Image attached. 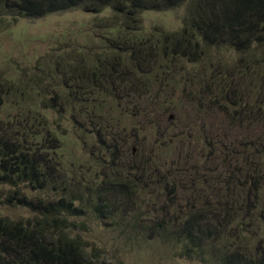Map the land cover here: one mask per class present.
<instances>
[{
	"label": "trees",
	"instance_id": "obj_1",
	"mask_svg": "<svg viewBox=\"0 0 264 264\" xmlns=\"http://www.w3.org/2000/svg\"><path fill=\"white\" fill-rule=\"evenodd\" d=\"M187 2L180 30L141 31L146 11ZM75 9L93 13L92 25L49 34L42 39L48 50L33 61L0 63V205L33 212L18 219L0 213V264H100L102 250L90 252L75 233L95 221L110 222L128 242L160 239L205 264H264V54L262 66L248 65L264 52V0H0V32L9 17ZM212 47L234 49L247 62L238 70L218 57L213 82L201 81L195 99L205 100L211 113L227 112L234 124L223 123L211 140L209 159L220 156L222 164L193 169V176L192 165L184 168L188 155L176 169L138 164L133 138L140 123L130 128L122 115L163 105L164 80L157 76L167 69L159 62L196 61ZM245 123L238 136L236 126ZM254 124L261 128L256 137ZM246 157L257 167L243 174ZM85 158L101 164L102 173L69 176L74 168L85 173ZM163 187L164 195L153 191ZM26 189L60 195L32 196Z\"/></svg>",
	"mask_w": 264,
	"mask_h": 264
},
{
	"label": "rangeland",
	"instance_id": "obj_2",
	"mask_svg": "<svg viewBox=\"0 0 264 264\" xmlns=\"http://www.w3.org/2000/svg\"><path fill=\"white\" fill-rule=\"evenodd\" d=\"M105 12H108L105 11ZM189 13V2L184 5L171 10H152L146 11L143 14V33H153L157 28L165 29L166 31L175 32L180 30L185 23V19ZM102 15V14H101ZM106 15V14H104ZM94 14L75 9L65 13H54L40 18H19L11 21L8 26H4L0 32V63L4 60H13L20 63L33 61L39 54L46 51L47 43L42 41L49 34L53 32H60L65 27L73 24L87 23L91 26L94 19ZM157 27V28H156ZM27 41H30L29 43ZM263 50H258L259 59L262 57ZM243 53L238 52L228 47L216 48L212 47L201 52L200 58L196 61H191L188 57L182 56L180 58L166 59L159 62L158 68L160 70L167 69L166 73L161 72L163 84L159 87L162 91L159 101H163L162 106H158L156 111L147 109L138 115H122V124H128L131 128L133 125L139 124V135L133 138L136 140V160L137 163H143L145 167L166 170L168 167L181 168V160L185 155L187 157V165L190 166L189 176L195 174V170L201 168V171H207L209 165H213L219 161L222 164V157H212L211 153L216 138L221 135V126L227 123L231 128L234 127L232 122H228V114L225 111L219 113H211L214 108H209L205 100H195L202 95L201 81L213 82L215 75V65L218 57H222L228 64L235 65L240 70L239 66H245L246 61L241 60ZM256 58V57H254ZM248 65L255 69V65L262 66V61L251 60ZM162 66V67H160ZM262 68V67H261ZM205 82V84H206ZM230 82V79H229ZM204 85V84H203ZM174 96V105L169 106L170 98ZM170 97V98H169ZM169 98V99H168ZM168 99V100H167ZM166 107V109H164ZM210 109V112L208 110ZM233 108H230V112ZM173 115V118H170ZM237 125V124H236ZM247 123L243 127L236 126V134L242 135L245 131L240 128H246ZM256 124L252 125L251 132H254L256 137L258 131L261 129ZM248 127V126H247ZM211 154V156L209 155ZM244 160V159H243ZM242 161V160H241ZM87 163V159L83 160ZM94 161L87 163L89 166L85 167V173L76 174L77 168L71 169L68 172L69 176L77 177L87 180L92 173L99 171L102 173L103 166L101 164H94ZM174 165H171V164ZM134 164V163H133ZM256 163L252 159L245 158L243 174L253 172L256 169ZM113 167L112 171H115ZM159 170V171H160ZM187 171L181 170V174H186ZM225 173H229V170ZM188 179V177H187ZM96 180L101 183L103 176L100 175ZM184 185H188L186 180H181ZM165 184V182H164ZM171 188V183H168ZM180 182H176L175 189L180 190ZM144 196L149 197L150 188H146ZM211 188L209 187L208 190ZM32 196L58 198L60 195L56 191H32L26 189ZM163 190L154 188L153 191ZM182 192V191H181ZM190 194V191L187 192ZM204 196V195H203ZM0 213L10 216L13 219L20 217H31L33 212L28 208L12 207L7 205H0ZM84 219V218H83ZM75 233H80L82 238L87 241L88 249L91 252L93 247L100 248L102 255L99 259L100 264H205L200 260L189 259L180 256L171 248V245L163 240H149L141 241V243L134 244L128 242L125 235L114 229L110 222L95 221L88 231L76 230ZM96 255H99L97 249Z\"/></svg>",
	"mask_w": 264,
	"mask_h": 264
},
{
	"label": "water",
	"instance_id": "obj_3",
	"mask_svg": "<svg viewBox=\"0 0 264 264\" xmlns=\"http://www.w3.org/2000/svg\"><path fill=\"white\" fill-rule=\"evenodd\" d=\"M170 118H173V115H171V117ZM135 150V149H134Z\"/></svg>",
	"mask_w": 264,
	"mask_h": 264
}]
</instances>
